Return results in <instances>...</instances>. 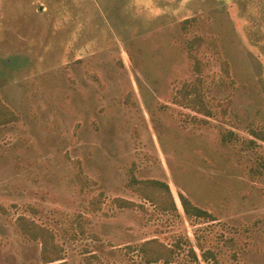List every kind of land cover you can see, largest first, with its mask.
<instances>
[{
  "label": "rangeland",
  "instance_id": "1",
  "mask_svg": "<svg viewBox=\"0 0 264 264\" xmlns=\"http://www.w3.org/2000/svg\"><path fill=\"white\" fill-rule=\"evenodd\" d=\"M195 37L211 116L176 103ZM0 100L17 116L0 126V264H42L19 217L67 264H145L154 238L175 262L192 247L199 264H264V0H0ZM131 169L177 210L134 192Z\"/></svg>",
  "mask_w": 264,
  "mask_h": 264
},
{
  "label": "trees",
  "instance_id": "2",
  "mask_svg": "<svg viewBox=\"0 0 264 264\" xmlns=\"http://www.w3.org/2000/svg\"><path fill=\"white\" fill-rule=\"evenodd\" d=\"M202 41V38L195 37L187 42V49L190 57L194 61V72L196 75L191 82L184 83L178 90L180 98L176 100V103L204 116H211L212 112L210 107L206 104L205 94L203 91L201 76L202 62L197 55L194 54V50L202 44ZM211 43L215 47V43ZM221 64L224 72L228 74L227 63L222 61ZM16 120L17 116L14 112L0 100V126L7 125ZM250 134L255 140L264 143V127L256 130L252 129ZM230 138H232V132H225L222 135V143L226 142V140ZM127 185L141 198L158 207L160 211L168 212L177 210V206L167 183L154 179L139 180L135 177L134 171L131 169L129 171ZM179 200L183 212L188 218H202L208 216V212L194 205L187 196L180 193ZM115 202L119 207H132L135 205L133 202L123 199H116ZM98 208L99 201L96 200L93 204V210ZM17 225L24 235L33 240L40 241V256L42 264H67L63 261V250L56 243L52 231L25 217H19ZM176 246H178V244H176ZM135 250L145 264L158 262L170 264L175 262L174 256L176 250L165 245L157 238L142 242ZM187 254L188 260L181 263L175 262V264H199V257L192 247L188 249ZM201 258L204 262H209L211 259H214V253L210 250H205L201 253Z\"/></svg>",
  "mask_w": 264,
  "mask_h": 264
}]
</instances>
